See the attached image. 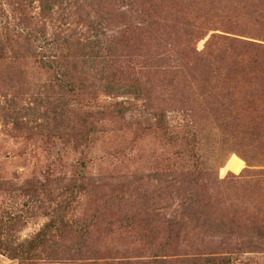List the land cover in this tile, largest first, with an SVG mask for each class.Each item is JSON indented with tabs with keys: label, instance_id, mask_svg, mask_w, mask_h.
Returning <instances> with one entry per match:
<instances>
[{
	"label": "rangeland",
	"instance_id": "374dc122",
	"mask_svg": "<svg viewBox=\"0 0 264 264\" xmlns=\"http://www.w3.org/2000/svg\"><path fill=\"white\" fill-rule=\"evenodd\" d=\"M45 2L0 0V264H264V0Z\"/></svg>",
	"mask_w": 264,
	"mask_h": 264
},
{
	"label": "trees",
	"instance_id": "16d2710c",
	"mask_svg": "<svg viewBox=\"0 0 264 264\" xmlns=\"http://www.w3.org/2000/svg\"><path fill=\"white\" fill-rule=\"evenodd\" d=\"M37 1H40V3H41V7H42V10H43V12H44V14L42 15V16H46L47 15V17L50 19V20H52V12H51V10H52V7H51V5L50 4H48V3H46L44 0H37ZM91 31V30H90ZM56 69H58V68H56ZM62 73V72H61ZM59 76H61V78L59 79V82H61V84H64L65 82L67 83V81H66V77L68 76L67 74H66V71H63V77H62V75L60 74ZM65 77V78H64ZM91 128V130L93 131L95 128H96V126H94V124H92V126L90 127ZM249 146L251 145L252 147L251 148H247L246 146H245V151H247V153H252V152H255L254 150H256V149H259V150H257L258 152L259 151H261L263 148H264V146L263 145H261V147H254V145H252L251 143L250 144H248ZM254 158V157H253ZM254 160V159H253ZM263 162H264V160H263ZM261 171V173H264V169L263 170H260ZM145 241H151V239H150V237H148V238H146L145 239Z\"/></svg>",
	"mask_w": 264,
	"mask_h": 264
}]
</instances>
